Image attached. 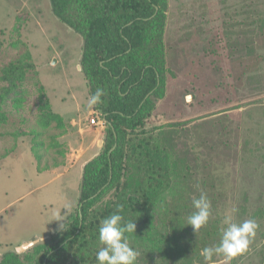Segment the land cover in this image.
<instances>
[{
	"label": "trees",
	"instance_id": "16d2710c",
	"mask_svg": "<svg viewBox=\"0 0 264 264\" xmlns=\"http://www.w3.org/2000/svg\"><path fill=\"white\" fill-rule=\"evenodd\" d=\"M50 5L58 21L82 39L80 70L89 97L97 88L103 90L93 110L105 122L104 144L83 168L67 231L52 233L27 251H8L0 264H98L96 254L103 247L98 228L117 205L123 206L125 221L136 224L135 234L127 235L140 253L137 264H204L200 251L219 244L221 220L235 194L229 169L217 164L215 156L219 144L229 139L228 145H234L235 133L243 132V118L236 116L242 108L240 93L264 64V45L245 56L246 45L240 41L260 30L257 35L264 43L261 6L253 2L239 23L206 32L196 21L180 31L171 29L167 0H50ZM238 28L240 35L234 34ZM25 57L2 71L7 86L0 90V122L6 120L4 105L34 71L30 56ZM172 64H187L185 75L194 78H206L212 71L231 80L210 87L216 96L209 93L208 104L207 90L198 93L201 108L218 104L220 88L228 96L221 104L236 106L190 121L184 116L163 121L158 110ZM40 91L39 122L45 128H64L62 116L53 111L44 89ZM243 153L250 151L246 147ZM201 192L211 201L212 214L196 235L187 217ZM213 259L223 264L222 256Z\"/></svg>",
	"mask_w": 264,
	"mask_h": 264
},
{
	"label": "rangeland",
	"instance_id": "374dc122",
	"mask_svg": "<svg viewBox=\"0 0 264 264\" xmlns=\"http://www.w3.org/2000/svg\"><path fill=\"white\" fill-rule=\"evenodd\" d=\"M253 2L264 13V0H167L169 26L180 31L190 24L194 26L196 21L207 32L227 22L237 24ZM257 33L260 30L249 34L248 40L240 37L246 45L245 56L259 52L258 47L264 45ZM234 34H241L239 28ZM82 45V39L53 15L50 0H0V90L7 86L1 78L6 66L26 54L34 64V71L28 74L18 95H12L4 105L6 120L0 122V260L4 253L18 251L25 241L39 237L36 244H44L59 231L53 211L64 214L66 210L69 214L75 210L83 168L102 152L106 126L88 105L87 82L80 70ZM172 66L158 110L162 111L159 115H163V121L181 116L190 121L236 106L221 104L228 97L221 88L218 104L202 108L198 104V93L207 90L204 99L208 101V94L214 90L210 91V87L222 80L231 83L228 76L211 71L199 79L185 75L187 64ZM262 66L240 93L242 108L236 116H240L238 120L243 118V132L235 133L231 139L234 145H228L229 139L227 144H219L221 151L215 156V162L228 168L233 178L235 194L229 203L230 209L236 210L234 218L238 222L255 219L259 225L249 249L234 258V264H264ZM40 88L53 111L62 116L64 128L56 124L45 128L39 122ZM212 94L216 96V91ZM93 118L97 120L94 126ZM235 126L237 129L238 123ZM246 147L250 151L247 155L243 153ZM222 262L226 264L225 260L219 263Z\"/></svg>",
	"mask_w": 264,
	"mask_h": 264
},
{
	"label": "clouds",
	"instance_id": "9594fccd",
	"mask_svg": "<svg viewBox=\"0 0 264 264\" xmlns=\"http://www.w3.org/2000/svg\"><path fill=\"white\" fill-rule=\"evenodd\" d=\"M103 94V90L97 88L95 94L88 100L89 107L100 103ZM192 207L194 211L187 217V225H190L197 235L209 223L212 205L207 195L201 192L199 198H193ZM122 211L123 206L117 205L116 212L100 223L99 242L103 247L96 254L98 264H137L140 253L130 246L127 235L135 234L136 224L132 220L125 221L124 216L120 214ZM235 211V209L226 210L223 214L219 244L201 249L200 256L203 257L204 264H216L214 256H222L226 264H232L234 258L249 249L259 225L255 219L238 222L233 215ZM67 215L66 210L64 214L61 210L53 211V221L57 222L59 231H67Z\"/></svg>",
	"mask_w": 264,
	"mask_h": 264
},
{
	"label": "water",
	"instance_id": "95a60500",
	"mask_svg": "<svg viewBox=\"0 0 264 264\" xmlns=\"http://www.w3.org/2000/svg\"><path fill=\"white\" fill-rule=\"evenodd\" d=\"M39 237H35L34 240H28V241H25V243H23L21 245V247L19 248V252H23L26 250L27 247H31L33 245H35L36 243H38L39 241Z\"/></svg>",
	"mask_w": 264,
	"mask_h": 264
},
{
	"label": "built area",
	"instance_id": "2783aa9c",
	"mask_svg": "<svg viewBox=\"0 0 264 264\" xmlns=\"http://www.w3.org/2000/svg\"><path fill=\"white\" fill-rule=\"evenodd\" d=\"M97 124V120L95 119V118H93L92 120H91V125H96Z\"/></svg>",
	"mask_w": 264,
	"mask_h": 264
},
{
	"label": "bare ground",
	"instance_id": "6f19581e",
	"mask_svg": "<svg viewBox=\"0 0 264 264\" xmlns=\"http://www.w3.org/2000/svg\"><path fill=\"white\" fill-rule=\"evenodd\" d=\"M100 123H104L105 124V122H100Z\"/></svg>",
	"mask_w": 264,
	"mask_h": 264
}]
</instances>
